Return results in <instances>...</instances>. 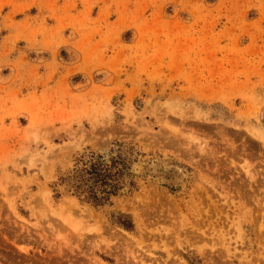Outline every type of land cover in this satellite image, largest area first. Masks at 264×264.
<instances>
[{"label": "rangeland", "instance_id": "374dc122", "mask_svg": "<svg viewBox=\"0 0 264 264\" xmlns=\"http://www.w3.org/2000/svg\"><path fill=\"white\" fill-rule=\"evenodd\" d=\"M0 264H264V0H0Z\"/></svg>", "mask_w": 264, "mask_h": 264}, {"label": "trees", "instance_id": "16d2710c", "mask_svg": "<svg viewBox=\"0 0 264 264\" xmlns=\"http://www.w3.org/2000/svg\"><path fill=\"white\" fill-rule=\"evenodd\" d=\"M77 174L74 178V187L76 195L81 196L84 193L88 201L95 205H104L110 201L119 189V184L113 181L114 174L112 170L104 161L102 157H98L95 162Z\"/></svg>", "mask_w": 264, "mask_h": 264}, {"label": "bare ground", "instance_id": "6f19581e", "mask_svg": "<svg viewBox=\"0 0 264 264\" xmlns=\"http://www.w3.org/2000/svg\"><path fill=\"white\" fill-rule=\"evenodd\" d=\"M181 181V180H180Z\"/></svg>", "mask_w": 264, "mask_h": 264}]
</instances>
